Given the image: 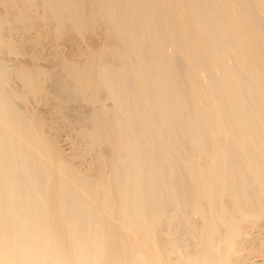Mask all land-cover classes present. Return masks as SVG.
I'll list each match as a JSON object with an SVG mask.
<instances>
[{
	"label": "bare ground",
	"instance_id": "obj_1",
	"mask_svg": "<svg viewBox=\"0 0 264 264\" xmlns=\"http://www.w3.org/2000/svg\"><path fill=\"white\" fill-rule=\"evenodd\" d=\"M0 49V264L263 263L264 0H0Z\"/></svg>",
	"mask_w": 264,
	"mask_h": 264
},
{
	"label": "rangeland",
	"instance_id": "obj_2",
	"mask_svg": "<svg viewBox=\"0 0 264 264\" xmlns=\"http://www.w3.org/2000/svg\"><path fill=\"white\" fill-rule=\"evenodd\" d=\"M36 50H37V49H36ZM36 50H33V51H36ZM0 52L6 53V54H10L9 52H7V51L4 50V49H0ZM9 57L12 58V57H14V56H9ZM21 58H22V59H21ZM8 59H9V58H8ZM16 59H17V60H18V59H19V60H24V59H26V57H20V58H19V57H18V58L15 57V58H13V59H9V61L13 60L14 62L11 61L10 63H13V64H14V63H16V62L19 61V60H18V61H15ZM13 64H12V65H13ZM62 137H63V136H62ZM64 137H65V136H64ZM263 222H264V221H263ZM262 230H263V231H262ZM257 232H258V233H257ZM253 233H254L253 235H258V236H259V233H260V235L262 234L261 236L264 238V226L262 225L261 228L256 229V231L253 232ZM256 233H257V234H256ZM263 252H264V251H263ZM255 257H256V258H255ZM254 258H255V260L258 261V263H262V262H263L262 264H264V253H263V255H260V256H259V255L254 256L253 259H254ZM257 258H258V259H257Z\"/></svg>",
	"mask_w": 264,
	"mask_h": 264
}]
</instances>
